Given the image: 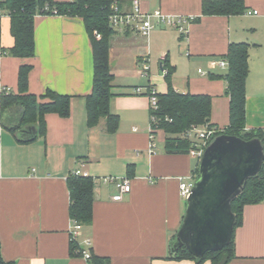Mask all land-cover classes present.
I'll use <instances>...</instances> for the list:
<instances>
[{
    "label": "crops",
    "instance_id": "crops-1",
    "mask_svg": "<svg viewBox=\"0 0 264 264\" xmlns=\"http://www.w3.org/2000/svg\"><path fill=\"white\" fill-rule=\"evenodd\" d=\"M133 1L121 0V10L131 11ZM140 5L144 11L161 9L194 19L187 24V37L164 24L156 25L149 36L131 30L114 32L110 107L120 123L113 133L107 131L106 118L93 127L87 123L94 56L83 19L37 15L36 55L20 58L1 52L14 43L10 17L3 16L0 95L4 87L18 91L19 67L30 63L31 93L42 95L50 88L72 96L71 115L47 114L46 136L38 135L36 129L35 139L29 142H21L19 136H31L33 126L15 134L4 126L0 112V241L6 260L15 264H90L70 253L68 177L79 169L95 179L94 219L81 229L78 240L82 246L90 238L92 253L110 260L106 264H198L194 259L170 257L186 210L181 179L194 174L199 159L189 153L167 152L162 129L156 131L155 149L149 152L151 109L145 92L149 88L167 92L164 70L174 67V88L212 95L210 123L225 128L230 122L228 67H214L212 61L222 59L231 42H247L246 128L264 129V41L257 36L258 24L247 27L241 15H203L202 0H140ZM246 6L259 11L256 18H264V0H246ZM108 176H129L132 190L115 200L119 189L115 182L104 181ZM234 240L235 257L228 264H264V202L245 206Z\"/></svg>",
    "mask_w": 264,
    "mask_h": 264
},
{
    "label": "trees",
    "instance_id": "trees-1",
    "mask_svg": "<svg viewBox=\"0 0 264 264\" xmlns=\"http://www.w3.org/2000/svg\"><path fill=\"white\" fill-rule=\"evenodd\" d=\"M121 0H0V42L2 40V20L10 17V31L14 38L12 46L2 47L4 54L31 58L36 55L35 19L37 15L57 14L78 16L84 21L91 38L94 56V79L92 92L87 96V123L89 127L98 125L106 118L107 131L116 132L120 117L111 112V99L114 96V79L110 66L111 37L116 32L110 25L109 17L113 4ZM246 0H202L203 15H242L247 11ZM96 32L101 34L98 38ZM222 59L227 60V93L230 96V122L219 134H231L246 140L259 138L264 147V129L246 128L247 117V79L250 73V44L231 42ZM33 65L24 63L19 67L18 91L4 87L0 95V112L3 124L15 134L29 126H35L40 136L47 134L46 115L58 114L61 117L71 115L72 96L58 93L48 88L44 94L37 95L29 91L30 72ZM166 80L168 90L157 92L158 108L151 109L157 121L155 132L162 129L166 133V151L169 153H189L194 143L184 137V133L193 125L211 124L212 95L207 93H182L172 85L174 67L167 66ZM153 89V88H151ZM149 88L145 94L151 91ZM19 136V135H18ZM19 136L21 142H29ZM199 163L194 175L199 176ZM70 190V217L82 226L91 225L94 219L95 179L91 175L72 172L68 177ZM264 202V162L261 170L251 176L242 192L232 201L235 214V227L232 239L225 247L207 252L203 257L192 254L184 245L172 249L171 259H194L198 264L207 260L211 264H228L235 257V229L243 223L244 208L248 204ZM176 239V237H175ZM173 243V242H172ZM83 246L79 240L70 238V253L82 256ZM90 264L110 263L106 257L92 254ZM0 264H15L2 255L0 241Z\"/></svg>",
    "mask_w": 264,
    "mask_h": 264
},
{
    "label": "water",
    "instance_id": "water-1",
    "mask_svg": "<svg viewBox=\"0 0 264 264\" xmlns=\"http://www.w3.org/2000/svg\"><path fill=\"white\" fill-rule=\"evenodd\" d=\"M35 136L33 126L31 136L26 139ZM263 162L264 147L259 138L218 135L200 160L199 176L187 198L172 249L185 245L192 254L203 257L229 244L236 219L232 201L242 192L246 181L261 170Z\"/></svg>",
    "mask_w": 264,
    "mask_h": 264
},
{
    "label": "built area",
    "instance_id": "built-area-1",
    "mask_svg": "<svg viewBox=\"0 0 264 264\" xmlns=\"http://www.w3.org/2000/svg\"><path fill=\"white\" fill-rule=\"evenodd\" d=\"M57 14V11H54ZM251 16L258 15L259 11L257 9H249L245 12ZM194 17L192 16H185L181 14H166L161 9H155L152 11H144L141 8L140 0L133 1V8L131 11H122L119 3L115 2L113 4V11L110 14L109 22L111 27L115 31H136L143 35L149 36L151 31L155 28L156 25L164 24L173 28H176L178 32L187 37L188 34V27L187 24L192 21ZM98 38L101 37V34L96 32ZM228 62L225 59L213 60L212 66H227ZM144 68L146 73L148 72L149 65L146 63L144 64ZM202 71V70H200ZM166 73L167 70H164ZM141 88H137V92H141ZM157 90L155 88L151 89L148 97L150 99V109H157L158 108V98H157ZM157 121L156 116L152 113L150 118V125H149V137H150V146L149 152H153L155 149V122ZM137 130V128H135ZM224 128H220L216 125L204 124V125H193L190 127L185 133L184 137L191 139L194 143V147L191 148L189 154L192 156L197 157L201 160L205 149L207 146L218 136L219 133L223 131ZM76 174L80 175H89L87 172H82L81 170L77 169L74 171ZM106 182H115L119 193L114 195L115 200H121L124 193H128L132 190V183L129 176L123 177H115V176H108L103 178ZM197 177L192 174L187 178L181 179L180 183V192L184 198H188L192 193V189L194 187L195 181ZM82 225L77 222L76 220L72 219V224L70 226V237L74 240H78L81 236V229ZM92 240L90 238L83 240V249H82V257L86 260H90L92 258Z\"/></svg>",
    "mask_w": 264,
    "mask_h": 264
},
{
    "label": "rangeland",
    "instance_id": "rangeland-1",
    "mask_svg": "<svg viewBox=\"0 0 264 264\" xmlns=\"http://www.w3.org/2000/svg\"><path fill=\"white\" fill-rule=\"evenodd\" d=\"M256 17H258V15L257 16H251L249 14L244 13L239 18L241 19V21H243L244 25H246L247 27H252L253 25L258 24V25H256L257 26V36L259 37V39L264 41V18H256ZM256 21L258 23H255ZM159 134H163V133H159ZM157 136L158 135H156V137ZM185 202L187 203L186 198H185Z\"/></svg>",
    "mask_w": 264,
    "mask_h": 264
}]
</instances>
